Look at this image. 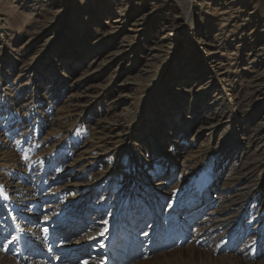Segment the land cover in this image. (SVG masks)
Here are the masks:
<instances>
[{
	"label": "rangeland",
	"instance_id": "rangeland-1",
	"mask_svg": "<svg viewBox=\"0 0 264 264\" xmlns=\"http://www.w3.org/2000/svg\"><path fill=\"white\" fill-rule=\"evenodd\" d=\"M261 9L264 0H0L1 186L30 185L49 210L84 223L87 244L135 215L151 220L158 205L180 217L204 199L178 243L182 260H202L192 237L218 216L234 223L233 199L264 183Z\"/></svg>",
	"mask_w": 264,
	"mask_h": 264
},
{
	"label": "bare ground",
	"instance_id": "bare-ground-1",
	"mask_svg": "<svg viewBox=\"0 0 264 264\" xmlns=\"http://www.w3.org/2000/svg\"><path fill=\"white\" fill-rule=\"evenodd\" d=\"M263 12L261 9L260 17ZM2 167L0 164V170ZM163 171L162 176H166ZM209 183L205 176L196 184L200 188ZM131 186L129 182L118 197L117 208ZM18 187L12 186L15 190L11 192L0 184V198L4 202L0 204V264H68L76 258V264H123L124 261L126 264H264V201L253 204L254 200L264 198V183L249 190L243 199H233L232 203L241 209L234 223L225 216H218L210 219L205 232L192 237L195 243L189 246L190 251L200 253L202 260H182L185 252L178 243L189 237L191 223L200 222L204 217L210 204L204 199L195 198L194 205L187 206L180 217L177 212L158 205L151 220L147 213L135 215L128 227H123L114 238L111 239L112 234H98L87 244L89 238L84 236V223H75L65 218L63 212L49 210L47 197L39 195L30 185L19 191ZM135 187L132 189L136 190ZM233 187V184L229 186ZM135 200L137 203L138 198ZM77 209L68 211L67 215L76 219ZM45 216L48 220H44ZM166 217L173 221L168 224ZM45 228L48 231H44ZM185 228L189 230L185 232ZM145 232L148 235H144ZM202 242L207 243L203 247L196 246ZM153 244L166 247L160 257H154ZM79 245L81 248L73 250Z\"/></svg>",
	"mask_w": 264,
	"mask_h": 264
},
{
	"label": "snow or ice",
	"instance_id": "snow-or-ice-1",
	"mask_svg": "<svg viewBox=\"0 0 264 264\" xmlns=\"http://www.w3.org/2000/svg\"><path fill=\"white\" fill-rule=\"evenodd\" d=\"M73 195H75V194H73ZM169 207H172V204H171V203H169ZM44 220H48V217L45 216V217H44ZM44 231H48V229L45 228ZM105 232H107V229H105L104 231L100 232L99 235L103 236V235L105 234ZM144 235H148V233L145 232ZM222 243H223V242H222ZM218 247H220V246L218 245ZM253 250H254V249H253ZM84 264H87V262H84ZM101 264H103V262H101Z\"/></svg>",
	"mask_w": 264,
	"mask_h": 264
}]
</instances>
